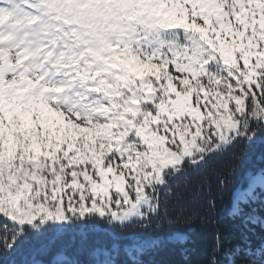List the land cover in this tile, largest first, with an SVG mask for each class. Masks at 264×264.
<instances>
[{"label":"snow or ice","instance_id":"1","mask_svg":"<svg viewBox=\"0 0 264 264\" xmlns=\"http://www.w3.org/2000/svg\"><path fill=\"white\" fill-rule=\"evenodd\" d=\"M170 246L264 264V0H0V264Z\"/></svg>","mask_w":264,"mask_h":264},{"label":"trees","instance_id":"2","mask_svg":"<svg viewBox=\"0 0 264 264\" xmlns=\"http://www.w3.org/2000/svg\"><path fill=\"white\" fill-rule=\"evenodd\" d=\"M226 230H232L231 223H225L224 225ZM105 237L100 234H92L89 237V243H103L105 242ZM192 242L187 245L191 249V259L193 261L201 258L203 254L211 247L213 242V233L211 230H208L203 233H195L191 235ZM83 258V257H82ZM158 260L166 261L167 264H182L183 257L180 255L179 251L173 249L171 246L169 250L162 252L158 257Z\"/></svg>","mask_w":264,"mask_h":264}]
</instances>
